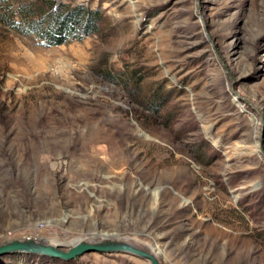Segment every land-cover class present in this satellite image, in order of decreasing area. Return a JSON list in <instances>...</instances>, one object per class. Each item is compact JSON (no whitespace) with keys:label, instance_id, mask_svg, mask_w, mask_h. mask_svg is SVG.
Here are the masks:
<instances>
[{"label":"rangeland","instance_id":"rangeland-1","mask_svg":"<svg viewBox=\"0 0 264 264\" xmlns=\"http://www.w3.org/2000/svg\"><path fill=\"white\" fill-rule=\"evenodd\" d=\"M42 1L0 3L25 13L0 18V244L107 231L164 264H264V0H56L104 20L50 46Z\"/></svg>","mask_w":264,"mask_h":264},{"label":"trees","instance_id":"trees-1","mask_svg":"<svg viewBox=\"0 0 264 264\" xmlns=\"http://www.w3.org/2000/svg\"><path fill=\"white\" fill-rule=\"evenodd\" d=\"M1 1L4 0H0ZM32 8V5H28ZM27 6V7H28ZM0 8H6L5 12L0 18L7 20L8 25L17 27L19 24L15 23L13 15L19 11H14V14L9 11L8 6H0ZM21 8V7H18ZM41 8H48V15H40ZM41 8L35 13L39 14L37 18H31L28 20V30L34 31L44 40L45 44L60 45L67 42L68 38H81L84 35L95 34L100 30V24L104 18L97 10H91L84 8L83 6L70 7L64 5L63 2H57L56 0H44L41 2ZM22 15L25 14L21 11ZM44 13V12H43ZM46 13V11H45ZM36 14V15H37ZM32 17H34L32 15ZM46 17V18H45ZM46 22V23H44ZM45 24L47 26L45 27ZM79 35V36H78Z\"/></svg>","mask_w":264,"mask_h":264},{"label":"water","instance_id":"water-1","mask_svg":"<svg viewBox=\"0 0 264 264\" xmlns=\"http://www.w3.org/2000/svg\"><path fill=\"white\" fill-rule=\"evenodd\" d=\"M95 238L78 239L63 250L60 245L52 244L45 238L24 237L0 244V254L4 247L10 246L9 252H29L42 256L71 260L88 252L98 253H124L146 260L149 264H164L155 251L156 246H141L132 242L127 236H120L114 232L100 231ZM7 251V249H6ZM4 253V252H3Z\"/></svg>","mask_w":264,"mask_h":264},{"label":"bare ground","instance_id":"bare-ground-1","mask_svg":"<svg viewBox=\"0 0 264 264\" xmlns=\"http://www.w3.org/2000/svg\"><path fill=\"white\" fill-rule=\"evenodd\" d=\"M97 235H98V234H97ZM78 239H87V238H86V237H79ZM78 239H77V240H78ZM77 240H76V238L74 239V241H77ZM88 240H89V239H88ZM74 241L71 243V245H72L73 243H75ZM8 242H9V241H8ZM134 243L139 244V243H137V242H134ZM52 244H53V243H52ZM67 245H68V244H67ZM69 246H70V245H69ZM6 249H7V251H6ZM9 249H11V247H10V246H8V247L6 246V247H4L2 250H4L3 252L6 253V254L12 253V252H9V251H8ZM3 252H1V253H3ZM154 252H157V251L155 250ZM4 253H3V254H4ZM22 253H27V252H22ZM28 253H29V252H28ZM157 253H158V252H157ZM158 255H159V254H158ZM159 256H160V255H159Z\"/></svg>","mask_w":264,"mask_h":264}]
</instances>
